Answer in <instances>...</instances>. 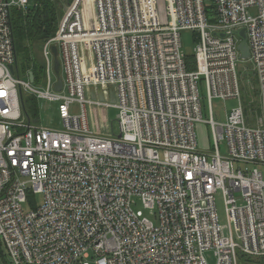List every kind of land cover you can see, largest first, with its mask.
<instances>
[{
    "label": "built area",
    "instance_id": "2783aa9c",
    "mask_svg": "<svg viewBox=\"0 0 264 264\" xmlns=\"http://www.w3.org/2000/svg\"><path fill=\"white\" fill-rule=\"evenodd\" d=\"M28 5L0 0V240L11 264H210L209 250L215 264L264 257V0H213L211 11L205 0H166L165 9L159 0H71L44 43L37 81L31 70L28 80L15 77L12 10ZM241 28L259 86L255 126L241 102ZM184 30L194 34V70L181 49ZM54 45L61 90L52 81ZM200 84L212 153L199 149ZM110 87L116 104L86 97L92 89L109 96ZM22 93L59 102L62 128L33 124ZM214 99L239 106L216 121ZM88 106L118 108L120 134L95 131Z\"/></svg>",
    "mask_w": 264,
    "mask_h": 264
},
{
    "label": "rangeland",
    "instance_id": "374dc122",
    "mask_svg": "<svg viewBox=\"0 0 264 264\" xmlns=\"http://www.w3.org/2000/svg\"><path fill=\"white\" fill-rule=\"evenodd\" d=\"M57 1V0H56ZM69 1H62L63 5H60L62 14L59 17V22L62 19L64 12L66 10L67 3ZM208 9L211 11V6L213 0H205ZM35 2L30 3V7L32 8ZM59 3V2H58ZM159 6L162 9H165L166 0H159ZM249 13L253 16L257 14V10L255 8L249 9ZM210 17V16H209ZM182 41V52L185 56L191 57L195 54L196 42L194 38V34L192 31L184 30L182 31L181 36ZM43 49V48H42ZM39 50V49H38ZM40 58L44 63V59L42 56V51L39 50ZM59 57H61L59 55ZM54 56L51 55V60H54ZM238 75H239V83L241 89V102L244 107L247 109L248 119L250 120V124L256 125L257 117L261 110V102H260V94H259V86L254 75V72L250 69L248 61L242 60L238 62ZM19 74L16 73V78H21L22 80H28V75L26 74V69L23 66L19 65ZM52 81L55 82L58 79L65 80V72L64 69L61 68L59 73H56L54 69H52ZM36 85V83H34ZM201 90V98H202V116L203 122H199L196 125L197 134H198V142L199 149L206 152L212 153L215 150V142L213 139V130L211 123L205 122L206 120L211 119L210 107L207 101V97L205 94V88L203 84H200ZM66 91V89H65ZM31 95V94H29ZM27 96V95H26ZM86 97H91L95 100H100L103 102H109L112 104H116L118 102V98L115 95L114 88L110 87L109 96L105 95V92L102 89H92L91 92H86ZM59 102L50 101L47 99H38L37 101V115L29 112L31 121L33 124H39L45 127L50 128H62V119L59 115ZM214 118L216 121L224 122L226 120V114H229L234 108L239 106L238 99H229V100H221L214 99ZM81 106L79 103H73L71 105V110L73 112H79ZM30 111V110H29ZM118 108L111 107H96V106H88V116L90 119L91 127L97 131L98 133H110L113 135L120 134V125L118 121ZM109 134V135H110ZM220 152L224 155L227 153L226 143L220 144ZM37 204L42 202V197L40 195L36 196ZM216 205L217 211L220 216V220L223 224L227 223L226 213H225V203L224 198L221 193L216 195ZM26 209H29V205H25ZM135 209L143 210L144 214L149 217L154 223H158V219L155 216L154 212L144 208L143 204L140 201H137V205L134 206ZM207 261L210 264H215L217 259L212 250H209L205 253ZM254 257L239 255V264H247L249 261H252ZM92 262V258L89 259ZM0 264H11V258L7 253L5 245L0 240Z\"/></svg>",
    "mask_w": 264,
    "mask_h": 264
},
{
    "label": "trees",
    "instance_id": "16d2710c",
    "mask_svg": "<svg viewBox=\"0 0 264 264\" xmlns=\"http://www.w3.org/2000/svg\"><path fill=\"white\" fill-rule=\"evenodd\" d=\"M62 1L64 0H36L31 8L30 3L32 0H29L26 10H12V26L17 53L18 74L19 65H21L26 71L31 70L34 72L36 81L37 79H41L45 71V65L40 58L39 50L58 30L59 17L62 14L60 8V5H63ZM67 1L70 2L71 0ZM207 11L209 12L208 9ZM186 63L189 70L197 68L194 56L187 57ZM37 101L35 96L22 93L23 107L28 113L32 112L37 115Z\"/></svg>",
    "mask_w": 264,
    "mask_h": 264
},
{
    "label": "water",
    "instance_id": "95a60500",
    "mask_svg": "<svg viewBox=\"0 0 264 264\" xmlns=\"http://www.w3.org/2000/svg\"><path fill=\"white\" fill-rule=\"evenodd\" d=\"M236 33L242 38L241 43L239 44V50L241 52L240 54V58L244 59V60H248V58L250 57V49H249V45L247 43V34H246V29L245 28H241L240 30L236 31ZM224 35V34H223ZM53 50V54L55 56L54 59V68L56 73L60 72L61 69V64H60V60L58 58V48L57 46H53L52 48ZM11 71L13 73H15V68L14 66H11ZM30 80L33 81L34 80V74L32 71H30ZM63 86V81L62 79H58V82L55 85V90H61Z\"/></svg>",
    "mask_w": 264,
    "mask_h": 264
},
{
    "label": "crops",
    "instance_id": "0c3cea01",
    "mask_svg": "<svg viewBox=\"0 0 264 264\" xmlns=\"http://www.w3.org/2000/svg\"><path fill=\"white\" fill-rule=\"evenodd\" d=\"M32 1H36V0H32ZM44 47V44L42 46V48ZM41 48V51H43V49ZM33 72V71H32ZM34 74V72H33ZM248 263L247 264H264V257H258V258H253L252 261H247Z\"/></svg>",
    "mask_w": 264,
    "mask_h": 264
}]
</instances>
